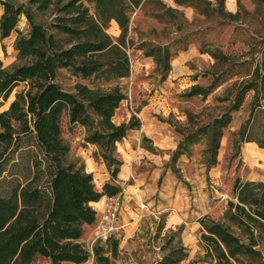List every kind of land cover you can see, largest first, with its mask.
I'll return each instance as SVG.
<instances>
[{
  "label": "rangeland",
  "instance_id": "rangeland-1",
  "mask_svg": "<svg viewBox=\"0 0 264 264\" xmlns=\"http://www.w3.org/2000/svg\"><path fill=\"white\" fill-rule=\"evenodd\" d=\"M4 1L22 5L44 26L55 14L53 8L36 11L27 0ZM177 1L148 0L128 13L127 76L81 78L60 69L55 79L72 93L74 83L101 92L117 88L123 98L111 121L125 124L133 115L139 123L107 148L87 141L97 126L69 127L64 115L60 119V136L69 148L64 162L90 173L97 191L109 176L107 167H112L102 154L111 157L108 162L114 161L113 165L119 162L121 208L112 234L118 240L114 264H155L172 248L180 249L176 264H214L204 255L197 220L204 215L220 219L226 202L234 201L235 178L264 181V145L256 143L264 141V0ZM81 2L93 14L94 0ZM28 29L20 15L16 30L26 34ZM105 32L113 40L118 36L113 20ZM14 37L12 31L0 39V60L6 67L25 62L12 48ZM149 49L157 50L154 56L147 54ZM250 83L252 88L244 91L238 108L229 111L233 96ZM23 88L19 83L5 100L0 99V111ZM209 88L211 92L198 94ZM224 112L230 121L220 128L211 156L210 130L202 126ZM21 141L0 171V194L6 191L7 178H22L30 160L44 165L39 150L27 146L25 138ZM95 231L94 223L83 228L81 242L89 252L92 245L104 241L96 238ZM47 263L36 255L28 264ZM81 264H92L91 254Z\"/></svg>",
  "mask_w": 264,
  "mask_h": 264
},
{
  "label": "trees",
  "instance_id": "trees-1",
  "mask_svg": "<svg viewBox=\"0 0 264 264\" xmlns=\"http://www.w3.org/2000/svg\"><path fill=\"white\" fill-rule=\"evenodd\" d=\"M147 1L94 0L93 14H89L81 0H27L39 12L53 8L55 14L47 26L35 22L32 13L22 5L1 2L0 39L14 31L12 48L17 58L25 62L6 67L0 60V99L5 100L17 84H24L7 108L0 111V171L23 138L27 146L39 150L44 165L30 160L21 179L7 178L6 191L0 194V264H28L36 255L47 259V264H81L90 254L92 264H114L118 256L116 238L107 236L103 243L92 245L90 252L80 238L83 226L95 221L96 213L89 203L120 193L121 187L113 181L119 162L113 165L114 161L108 162L112 158L102 154L112 167H107L109 180L97 191L90 173L80 165L64 162L69 148L60 136V119L64 115L69 127L97 126L87 141L107 148H112L129 129L138 128L139 123L133 115L125 124L111 121L123 98L117 88L101 92L74 83L72 93L63 90L55 79L60 69L81 78L127 76L124 37L128 13ZM20 15L29 25L26 34L16 30ZM110 20L119 29L114 40L105 32ZM156 51L149 49L147 54L154 56ZM160 60L158 55L157 61ZM162 65L167 64L162 61ZM261 79L264 83V73ZM250 88L251 83L240 87L229 111L238 108L244 91ZM211 90L203 89L198 94ZM228 112L202 126V130H210L211 156L220 128L230 121ZM256 143L264 145V141ZM42 176L44 181L40 183ZM231 189L234 201L226 202L219 220L206 215L197 220L204 255L212 258L214 264H263L264 181L235 178ZM179 254L180 249L172 248L155 264H176Z\"/></svg>",
  "mask_w": 264,
  "mask_h": 264
},
{
  "label": "built area",
  "instance_id": "built-area-1",
  "mask_svg": "<svg viewBox=\"0 0 264 264\" xmlns=\"http://www.w3.org/2000/svg\"><path fill=\"white\" fill-rule=\"evenodd\" d=\"M140 209L143 205L139 206ZM121 208V203L117 195L102 196L101 208L97 219L94 221L96 238L102 241L109 235H112L117 229L116 221Z\"/></svg>",
  "mask_w": 264,
  "mask_h": 264
},
{
  "label": "crops",
  "instance_id": "crops-1",
  "mask_svg": "<svg viewBox=\"0 0 264 264\" xmlns=\"http://www.w3.org/2000/svg\"><path fill=\"white\" fill-rule=\"evenodd\" d=\"M263 153H264V149H263ZM109 180V176H108V178L106 179V181H108ZM115 183H117L118 185L120 184V180H118V179H116V177H115V179L113 180ZM104 183V182H103ZM120 186V185H119ZM89 205L91 206V208L95 211V213H96V215H98V213H99V211H100V208H101V199H99L98 201H96V202H90L89 203ZM95 215V216H96ZM87 226H90V225H84L83 226V228L84 227H87ZM80 240H81V238H80Z\"/></svg>",
  "mask_w": 264,
  "mask_h": 264
}]
</instances>
